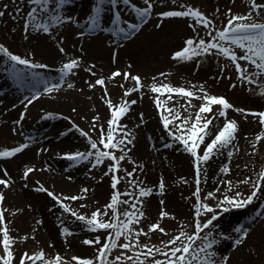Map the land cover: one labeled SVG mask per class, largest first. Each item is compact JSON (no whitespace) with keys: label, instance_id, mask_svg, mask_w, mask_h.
<instances>
[{"label":"snow or ice","instance_id":"6c2138e0","mask_svg":"<svg viewBox=\"0 0 264 264\" xmlns=\"http://www.w3.org/2000/svg\"><path fill=\"white\" fill-rule=\"evenodd\" d=\"M119 2L120 0H90L89 10L84 17L87 20V30L89 32L102 30L112 33L113 36L122 34L123 39L127 40L130 35H135L141 29V24L146 23L153 13L161 21L155 25L156 28L161 27L165 18H185L186 22H190L189 26L193 31L199 33L202 28L205 35H189L182 41V47L172 53L173 58L188 61L196 57L203 58L206 55L222 57L225 63L219 66V71L224 73L226 70H234L237 77L229 84L230 88H235L238 81L249 86L258 85L257 89L253 90L249 87L248 90L264 96V2L247 0L248 7L244 12H235L232 8L226 7L225 11L221 13L217 8L216 13L223 20L221 25H217L216 16L206 13L199 6L191 3L155 11L156 0H143V6L139 5L138 0H122L123 4L135 14L134 20L139 21V23L130 22V20L124 19ZM176 2L177 0H172L173 4ZM13 3L16 4L12 9L16 14L14 19L22 20V32L25 33V39L28 38L27 33L30 31L42 32L51 37L57 27L82 22L76 16L68 14L66 8L71 0H13ZM159 3L163 4L164 0H159ZM106 4L110 6L112 13L111 26H106L107 20L102 18ZM9 7L10 5L7 3H0V16L12 15L7 12ZM12 31L15 32L16 29L13 28ZM77 35L83 36L84 32H77ZM63 39L61 37L57 41L59 51L68 55L63 47ZM34 56L35 53L31 51L26 55H21L11 50L4 42H0V64H3L4 71L8 73L9 77L21 87H24L29 80L42 84L45 95L59 89L66 82L65 77L72 73L73 69L80 67L82 59L79 56L68 58L59 67L60 82L51 83L44 80L40 73L32 71L37 67H47L35 60ZM115 59L116 53L114 52L113 60L115 61ZM196 63L199 64L200 60L196 59ZM131 67L132 65L129 63L126 69L117 68L108 77L100 75L94 82L89 81L87 87L93 89L96 86H104L106 79L114 80L118 76H122L125 81L130 79L134 82V87L120 85L123 88L124 97H127L129 93H134L145 87L142 83V76L139 73H132L129 70ZM87 71L96 75L93 72V67H88ZM158 75L163 77L164 73H158ZM74 86L73 83H67L68 88ZM147 87L153 93H167L166 99L168 100L175 98L172 93H177L186 100L187 108L195 109L194 117L184 116L180 111L181 108H185L184 105H180L179 108L176 105L168 106L162 102L160 95H157L154 101L156 108L162 109L160 122L164 130L169 137L178 142V150L182 149L183 152L189 154L191 165L194 168L195 188L190 193L194 202L189 217L186 220L180 219L178 227L166 228L162 223L164 218H177L174 213L161 209L154 221L144 224L142 218L145 217L146 212L143 207V197L150 195L154 188L141 186V182L133 178L135 168L131 171L125 170L123 177L117 171L120 162L125 157L129 160L132 159L129 155L128 145L133 143L134 137L130 132L124 134L126 130L120 122V118L129 111V105L135 104L136 101L122 98L119 103L114 104L111 99L106 98L109 94L107 87H104V95L101 99L108 106L110 113L106 123H99L102 120L99 113L91 117V127L87 131L72 123L71 127L86 139V148L64 151L58 155L77 164L81 161H88L89 166H100L106 159L109 160L107 172H103L102 169V174L110 176L112 191L108 201L102 206V209L97 207L86 214L65 202L66 199L69 201L82 199L88 191L86 186L80 188L79 195L65 197L49 190L37 181L39 190L52 197L64 212L70 213L72 217L84 222L87 228L92 231L103 230V234L98 233L94 238H85L83 241L86 245L95 246V254L93 256L73 255L67 259L59 252L54 256H48L43 248H39L32 252L24 250L17 255L13 245L17 240L26 241L29 237L27 234L19 237L10 234L11 229L6 219V209L2 206L5 194L0 191V264H36L37 261L40 264H230L231 251H222V243L226 240L231 241V248L235 249L245 242L249 230L243 225L236 226L234 228L235 236L224 231H216L214 222L220 216V211L216 209L242 208L251 204L258 192L264 195V166L260 168L257 178L247 193L233 192L232 189L236 185L249 184L250 178L248 177L236 181L235 185L230 179L226 182L221 180L219 183H226L227 186L223 190L216 187L214 190L208 191L206 195L202 193L200 187L201 179L207 178L205 165L214 157V154L227 146H233L235 150L233 142L237 140L240 126L237 119L229 118L228 110L234 109L235 112L243 114L244 119L248 118V114L258 118L261 130L252 141L253 152L257 150L256 145L264 142V110L237 107L224 95L212 94L203 82L198 86L192 85V87L173 86L171 83L159 84L153 78ZM41 95V91L33 90L30 98L25 97V109ZM143 95L144 93L141 91V96ZM194 98L199 101L198 105L193 103ZM173 109L175 110L173 111ZM25 114V111H21L19 119L14 123L20 124ZM43 115L50 117L54 114L44 112ZM55 115L60 114L56 113ZM143 116L144 114L140 113L141 122H143ZM220 117L224 118L223 125L214 132L210 125L214 124V118L219 119ZM12 131L15 132L16 129L13 128ZM93 131L96 132L95 138L90 134ZM170 146L171 144L166 145V147ZM27 147L28 144L19 143L16 146L0 148V158L13 157ZM116 149H119V155L115 153ZM42 150L47 151V149ZM232 155L233 151H229L228 157H232ZM34 168V165H26L22 178L27 179ZM219 171L227 174L231 172V168L229 164H225L220 167ZM4 176L7 178H0V185L6 189L11 183V177L6 169ZM125 178H127L128 184L122 194L118 189V182ZM180 180L188 183L184 177H180ZM133 186L135 191L130 192L129 189H132ZM158 188L160 193L165 192L163 177L159 180ZM122 195L127 196V199H122ZM209 200L214 202H209ZM160 203L163 205L165 202L161 200ZM119 205L125 206L122 212ZM261 208L264 209V205H261ZM15 211H20V209ZM154 232H159L165 238L159 239L157 243L153 244L150 238ZM34 233L35 230H33V238ZM60 233L62 235L70 234V229L61 227ZM142 237H148V239H142Z\"/></svg>","mask_w":264,"mask_h":264},{"label":"rangeland","instance_id":"374dc122","mask_svg":"<svg viewBox=\"0 0 264 264\" xmlns=\"http://www.w3.org/2000/svg\"><path fill=\"white\" fill-rule=\"evenodd\" d=\"M241 1L243 2L244 8L239 9L234 8L237 6L236 0H186L176 2L177 4L173 5L170 4V2L166 1L163 4L159 3L158 7L159 10H163L167 8H176L181 4L191 3L193 5L199 6L206 13L212 16H216L217 25H221L223 23V20L220 16L217 15L216 9L219 8L220 12L223 13L226 7H230L235 12H244L248 7L247 0ZM260 2H264V0H260ZM0 3L9 4L10 7L7 9V12L12 13V15L5 14L4 16H0V35L3 36V39L5 38V41L7 40L8 43H10L8 45L12 46V44H14L13 46L17 48L15 49L11 47V50L18 52L19 54L20 52L25 54L28 48H22L20 44L24 43L26 44L24 46L27 47V43H29V40L26 41L24 37H14L12 35L13 28H15L16 31H22V20L14 19V16L16 14L12 11L16 4L13 3V0H0ZM123 5L124 4L122 0H120L119 7L122 11V15L126 16V19L131 18V22L139 23V21L134 20L135 16H132V12L127 14L126 11H123V9L121 8ZM127 11H131V9ZM111 15L112 13L110 11V6L106 4L105 11L104 13H102V18L108 19V17ZM179 19L182 20L180 25L185 26L183 27L185 29L184 31H180L178 29H176L177 32L161 31L162 29L167 27V25H170L171 23ZM167 20H172L173 22H166ZM189 23L190 22H186L185 18H165L163 20V26L161 27L160 32L156 34V37L153 38L154 42L151 43L153 45L150 46L153 50V55L147 56V60H145L144 62V64L146 65V69L141 74L144 76L142 77L144 78L142 83L145 85V87H143L142 89L148 96L146 99V103L148 104V106L143 112H131L129 110L120 118V122L126 130L124 134L130 132L134 139L133 143L131 145H128L129 155L132 159L129 160L127 157H125V159L120 162V167L117 171L119 175L123 177L125 170L131 171L133 168H135L136 171L133 173V178H136L138 182H141V186L154 188V191L150 195L143 197V207L146 215L142 219L145 225L151 221H154L158 217L159 211L161 209H165L170 213H174L177 219H173L171 217L164 218V220L162 221L163 225L166 228H175L180 226L179 220H186L192 211V204L194 201L190 193L194 191L195 188V182L193 179L194 168L191 165L189 154L183 152L182 149L178 150V142L174 141L172 137H169L167 132L164 130L163 125L160 122V112L162 111V109H157L154 101L155 97L157 95H160L162 102L168 106L176 105L177 108H179L180 105H184L185 108L180 109L182 115L184 116L191 115L194 117L195 109L187 108L186 100L177 93H172V96L175 98L171 100L166 99L168 95L167 93H153L151 89L147 87V85L152 82L153 78H155V81L159 84L171 83L173 86L192 87V85L198 86L199 83L203 82L212 94L224 95L232 104L237 107L264 110V96L255 93V91L248 90L249 87L255 90L258 88V85L249 86L246 83L241 84L238 81L235 88L229 87V84L232 82V80H236L237 77L234 70H226L224 73H221L219 71V66L225 63L224 58H216L207 55L203 58L196 57L188 61H182L173 58L172 53L182 47V41L189 35H205L202 28L199 33L193 31V29L189 26ZM73 25L78 29H82L83 27L87 28V23L85 21L78 24L75 23ZM197 27L199 28L200 26ZM2 30L6 31V35L3 34ZM96 33V31L89 32L88 30H85L86 35H93ZM132 36L133 35H130L127 40H130ZM115 37L117 39L119 38L126 41L125 39H123L122 34ZM73 40L76 43V40ZM69 43L74 44L73 42ZM65 45H63V47H65ZM167 53H171V58L165 57V54ZM137 55L139 58V54H137V51H132L131 56L130 53L126 56L124 55L121 58V61L125 63L127 62L128 64L131 63L132 68H136L137 70H139L140 65L136 62L138 60ZM71 56L76 55L71 53ZM151 57H154V59L158 61H153V59L149 60V58ZM196 59L200 60L199 64L196 63ZM252 70L255 71V69ZM58 72L59 71H57V73ZM93 72L96 73L95 76L92 75V73H89L87 71V68L80 72L81 77H83V82L86 85L89 81L94 82L96 77H98L97 70L95 68H93ZM158 73H164V76L162 77L158 75ZM60 75V73L56 74L55 78L59 79ZM1 76H3V74ZM5 77L12 80L8 74H6ZM76 78L77 74L70 75L71 81L69 83H73L75 85L73 88H76ZM56 79H50V82L53 83V81ZM44 80L46 79L44 78ZM21 88L24 87L20 86L16 91V95L9 97L6 96L10 99V101L5 100L1 102L0 109L2 110L0 111V126H6L12 122L13 114L14 116H16L14 111H17V106L26 103L25 97H31L33 90H39L41 91V93L43 92V85L39 87H32V89L28 92L26 91V89L20 90ZM61 88H68L67 84L61 85ZM2 93L3 91L0 88L1 98L4 95ZM11 97L16 103H19L15 104L11 102ZM193 103L198 105L199 101L194 98ZM13 105H15V107H13ZM213 107L215 108L216 106L214 105ZM174 110L175 109H173V111ZM44 112L41 111L39 113L35 111L36 115L34 116V120L32 121V123H27L28 125L23 126L17 133L18 135H21L20 139L17 138L16 134L14 133H10L7 131V134L5 135L3 131H0V148L16 146L19 143H25V141L29 143V140L36 138L39 135L42 136L46 134L49 129L56 124V122L57 124H60L56 127H60L61 131H63L64 127L67 128L65 130V136L69 139L71 138L70 141L73 145L72 149L70 148V151L84 150L86 148V139L82 137L78 131L71 127L73 118L69 115L70 113L64 112V114H61L59 112L60 115H55L53 113L54 115L45 117L43 115ZM140 113L144 114L143 122H141ZM103 115L104 121L101 123H106V120L109 116V111H104ZM85 116L88 117L87 115ZM228 116L229 118L237 119L240 126L239 132L237 134V140L233 142L235 150L233 146H227L214 154V157L209 162H207V164L205 165V168L207 170V178H202L200 184L202 193L204 195H206L208 191L214 190V188L216 187H219L223 190V188L227 185L226 183L220 184L219 182L221 180H224L226 182L230 179L235 185L236 181L243 180L244 178L248 177L250 178L249 184L236 185L232 189L233 192L240 191L242 193H247L251 189V184L254 183L255 179L257 178V174L260 168L264 166V142L256 145L257 150L255 152H253L252 150V141L254 140L255 135L258 134L261 130V126L258 123V118H254L251 114H248V118L244 119L243 114L235 112L234 109L228 110ZM223 121V117H220L219 119L214 118V124L210 125V128H212L214 132L218 131L219 128L222 127ZM75 124L79 125V127L81 128H84L86 131L91 127V121L90 127H85V125L83 126V124H81L80 122H77ZM34 131H37L38 135ZM66 133H71L72 136L69 137ZM90 134L95 138V131L91 132ZM79 139L81 141L80 143L78 141ZM137 142H139L140 144H137ZM169 144H171V146L166 147V145ZM26 150H30L32 154L34 152L37 159L40 157L43 158V156L46 155V159L49 162H44L45 164L43 165L48 168V170H46L45 172H50L51 175H60L65 177L67 175H70L67 174L69 171L71 172V175L74 176L72 177L73 181L78 182V184H70L71 186L64 190V193L68 194L66 196H70L72 194L70 192H76L77 187L78 190L76 193L78 194L75 195H79L80 188L85 186L87 187L88 191L82 199H78L76 201H69L67 199L65 200V202L69 203L70 206L74 209H78L81 212L89 214L93 209L97 207H100L102 209V206L110 198L112 191L110 176L102 174V169L103 172H107V164L110 162L109 160L106 159L105 162L100 166H89L88 161H81L79 164H77L74 161H70L62 156L59 157V155H56L58 157L48 155L43 150L38 151L37 148H34L32 146L27 147L10 159L5 160L3 163L0 162V178H7L4 176L5 169L7 170L8 175L11 177V183L7 190H10L11 188H17V186L21 185L22 183H25L26 186L34 185L35 188L38 187V180L33 183L28 178L23 179L22 181H18L16 179H13L12 177L13 174L16 173L23 176L22 168L26 165L23 161H21V163L19 161L23 158V156H21L22 152H25ZM229 151H233L232 157H228ZM115 153L119 155V149H116ZM225 164H229V167L231 168L230 173L224 174L219 171L220 167ZM141 165H143V167H141ZM245 165H247V168L245 169V171H243L241 176L240 171L245 167ZM40 168H43L41 164ZM37 171L38 169L35 167V175L38 173ZM161 177H163V179L165 180L164 193H160L158 188L159 180L161 179ZM180 177H184V180L188 181V183H184L183 181H181ZM69 180L71 181V179ZM127 184V178L121 179L118 182V189L122 194L124 192V189L127 187ZM0 187H3V185H0ZM95 187H98L100 189L97 195L98 198L92 196L91 193L93 188ZM129 191H135L134 186L132 189H129ZM122 199H127V196L122 195ZM161 200L165 202L163 205L160 203ZM209 202L214 201L209 200ZM81 205H84V207H81ZM261 205H264V195L258 192L255 200L251 204L245 205L242 208L228 207L226 210L216 209L217 211H220V216H218L216 218V221L214 222L216 231H224L231 236H235L236 234L234 232V228L236 226L243 225L249 230L250 234L253 226L252 224H250L249 226L246 222L255 220L257 217H259V214H263L262 217H264V209L261 208ZM118 207L122 212L125 206L119 205ZM24 208L25 210H30V213L32 214L31 217H33V219L31 218L32 220L35 219L37 221H40V223H37V221L36 223H31V220H29V222L23 220L22 222L17 224L13 222L8 215L6 219L9 222L10 229H12L11 234L16 237L17 233L19 232L18 230H20L22 231V233L19 235H24L27 234L24 233L25 229H27L28 227H34V225H39L38 228L43 227L44 229H50L52 238H47V240H44L42 237H44L45 235L42 232L43 234H41L40 237L37 238L35 235L34 238L36 240L32 241V238L30 240L32 242L28 243L30 235L27 234L29 238L24 243H16L13 245L17 255L21 254L24 250L32 252L39 248H43L48 256H53L51 255V253L59 249V253L61 255L65 256L67 259H70L73 255L76 254L78 249H80V246L88 249L91 253V256L95 254V246L86 245L83 243V241L85 238H94L98 233L103 234V230L92 231L88 229L84 222L72 217L70 213L64 212L63 209H61L60 206L55 202H52V205H50L47 209L46 207L40 206L38 204L36 205L30 203L25 204ZM31 211L37 213V216H34ZM61 227H68L70 229V234L62 235L60 233ZM14 228H16L17 230L13 231ZM162 238L165 237H162L159 232H154L150 239L151 242L155 244L159 239ZM142 239H148V237H142ZM244 243L246 244L247 249L251 247V242L249 243V240H245ZM240 246L236 248H239ZM240 249L243 250V247H241ZM49 250L51 251V253L48 252ZM221 250L233 251V248H231V241H224L221 245ZM258 251L260 253V256H258L259 258L252 259L250 257L251 259H249V261H246L247 264H264V242L259 244ZM36 264H40V262L37 261ZM230 264H237L236 260H230Z\"/></svg>","mask_w":264,"mask_h":264},{"label":"bare ground","instance_id":"6f19581e","mask_svg":"<svg viewBox=\"0 0 264 264\" xmlns=\"http://www.w3.org/2000/svg\"><path fill=\"white\" fill-rule=\"evenodd\" d=\"M168 1L170 4L173 5L172 0H164V3ZM179 1H186V0H177ZM236 7H233L235 9L239 8H244L243 2L241 0H236ZM138 3L140 6H143V0H138ZM159 0H156V7L155 11H160L159 10ZM177 4V3H175ZM90 7V0H71V3L67 6L66 10L68 14H71L73 16H76L78 19H80L82 22L85 21L87 23V20L84 19L86 13L88 12ZM123 11H126V13H130L132 11H127L130 10V8L127 6H122L121 7ZM121 10V9H120ZM122 12V11H121ZM132 16L134 17V13L132 12ZM125 20H130L126 19V16H123ZM107 20V25L106 26H111V16L108 17ZM102 20V23H103ZM132 20V19H131ZM131 22V21H130ZM166 22H173L172 20H167ZM182 22L181 19L171 23L170 25H167L164 29H162V32H177L176 29L180 31H184L185 29L183 25H180ZM157 23H161L160 19L155 16L153 13L152 17L145 23L141 25V29L131 37L130 40H121L117 39L115 36L112 35L110 32H104L102 30H97L96 34L93 35H86L85 30L87 28L83 27L82 29L76 28L73 24H65L62 27H57L55 31L52 33V36L50 37L47 34L44 33H37V32H29L27 33L28 38L25 39L26 41L29 40V43H27V47H25L24 43H21L20 45L22 48H28L27 52L31 51L35 53L34 59L38 60L41 64L47 65V67H37L32 69L33 72L40 73L41 77L46 79L47 81L50 82V79H56L55 75L60 73L59 67L63 62H65L68 58L70 57H76L79 56L81 57L80 61V67L73 69L72 73H70L68 76L65 77V83H69L70 80V75L77 74V80H76V88H59L57 90H54L51 94H43L40 97H38L35 101L32 102V104L28 105L27 108L25 109L24 104H20L17 106V111L15 112V115L13 114L12 117V122L8 125H1L3 127L0 128V131H3L5 135L7 134V131L10 133L16 134L17 138L20 139L21 135H18L17 133L20 131V129L32 123L34 120L35 111L41 112V111H46V112H51L56 114L57 112L64 114V112L70 113L69 115L73 118L72 122L77 123L80 122L85 125V127H90V121L91 117L95 115L96 113H99L100 116L102 117V120L99 122L104 121V111H109L108 106L104 103V101L101 99V97L104 95V87H107L108 91V97L113 101L114 104L119 103L122 98L124 99H132L135 100L136 103L129 105V110L131 112H143L146 110L148 104L146 103L147 95L143 91V89L137 90L134 93H129L127 97H124L123 95V88L120 86L121 84L124 85V87H134V82L132 80H124L122 76H118L114 80H107L105 81L104 86H96L93 89H89L87 85L83 82V77H81V71L84 70L85 68L88 67H93L97 70V75L98 77L100 75H103L105 77L110 76L111 72L114 71L115 69L119 68L121 70H124L127 68L128 63L121 61V58L132 51H137V54H139V58L137 55V63L140 65L139 70L136 68L129 69L132 73L135 74L139 73L140 75L145 71L146 65L144 64L145 60H147V56H152L153 50L151 49L150 46L153 41V38L156 37V34L160 32L161 27L163 26L161 24L160 28H156L155 25ZM125 26V25H124ZM3 31V30H2ZM84 32L83 36L77 35V32ZM0 34H1V29H0ZM3 34L6 35V31H3ZM12 35L15 37H24L25 33L22 31H15L12 32ZM63 37V45H65L66 50L68 55L61 53L59 51V45L57 41ZM76 40L75 41L73 40ZM0 42H4L9 48L11 47L17 49L12 46L8 45V41H5V38L3 39V36L0 35ZM69 42H73L74 44H70ZM69 43V44H68ZM64 47V48H65ZM131 51V52H129ZM20 52L21 55H26ZM116 53V59L115 61L113 60V53ZM71 53H73L76 56H71ZM171 53L165 54L166 58H171L170 56ZM153 59V61H158L154 59V57L149 58V60ZM18 67H23V66H18ZM111 69V70H109ZM3 74V76H1ZM8 74L7 72L4 71V66L3 64H0V88L3 91L2 94L3 97H0V107H1V102L5 100H9V96H14L16 95V91L20 86H17V84L13 81L8 79L6 76ZM61 74V73H60ZM157 74V73H156ZM5 75V76H4ZM61 76V75H60ZM144 77L143 75H141ZM96 77V78H98ZM144 79V78H143ZM143 81V80H142ZM60 78L56 79L53 81V83H59ZM42 84L39 83H34L31 80H29L28 83L24 86V88H21L20 90H25L28 92L32 89V87H39ZM63 85V84H62ZM141 91L144 93L143 96H141ZM7 96V97H6ZM18 98V96H17ZM30 98V97H29ZM4 99V100H1ZM11 102L16 103L13 98L11 97ZM75 109V111H73ZM2 109H0L1 111ZM21 111H25V116L21 120L20 124H15L14 121L19 119V114ZM12 115V114H11ZM87 115L88 117H86ZM110 115V113H109ZM76 116V117H75ZM89 119V120H88ZM48 121V120H47ZM28 123V124H27ZM60 125L59 123L52 126L49 131L42 135V136H37L36 138H33L29 140L28 147H34L37 148L38 151H41L42 149H47V151H44L48 155L58 157L59 152H64L70 151V148L72 149V142L70 141L69 138L65 136V130L67 128H63V131H61L60 127H56ZM15 128L16 131L13 132L12 129ZM27 128V127H26ZM25 129V128H24ZM37 133V131H34ZM63 133V135H61ZM67 134V133H66ZM38 135V133H37ZM69 137H71V133L67 134ZM65 136V137H64ZM22 139V138H21ZM79 143L81 142L80 139L78 140ZM137 144H140L137 142ZM34 150V149H33ZM25 153V155H24ZM21 156L23 158L19 161H23L25 165L28 166H35L38 169V173L35 175L34 171L30 173L28 179H30L33 183H35L36 180H38L40 183H42L45 187L49 188V190L54 191L58 194H62L63 196H66L68 194L64 193V190L67 189L71 185H76L78 182H74L73 178L74 176L71 175V172L69 171L65 177L63 176H57V175H51L50 172H45L48 170V168L43 165L47 162H49L46 159V155L43 156V158H36V154H32L30 150H26L25 152H22ZM60 157V155H59ZM11 158V157H10ZM10 158H4L0 159V162H4L5 160H8ZM45 158V159H44ZM45 162V163H44ZM40 164L43 166V168H40ZM24 165V166H25ZM45 166V167H44ZM247 167H244L240 171V175L242 176L243 171H245ZM35 169V168H34ZM24 167L22 168V174H23ZM13 173V172H12ZM20 176V177H19ZM78 176V175H76ZM13 179H16L18 181H22L23 178L21 175L13 174ZM37 177V178H36ZM69 177H71V181L69 180ZM80 177V176H78ZM73 181V182H72ZM71 184V185H70ZM17 185V184H16ZM38 186V185H37ZM77 187V186H76ZM78 190V187L76 188V192ZM99 188L95 187L92 190V196L95 198L98 195ZM0 191H3L5 195V199L2 202V206L6 209V217L9 215L10 219L15 222V223H20L23 220L28 221L31 220V223H36L37 220H32L33 217L32 214L30 213V210H25V204H38L40 206L46 207V209L52 205V202H55V200L52 199V197H49L47 193L39 190V188H35L33 186H26L25 183H22L21 185L17 186V188H11L10 190L5 189L4 187H0ZM8 191V192H7ZM13 191V192H12ZM10 192V193H9ZM76 192H70L72 193L71 195L78 194ZM50 199H48V198ZM98 198V197H97ZM100 198V197H99ZM91 199V197H90ZM89 199V200H90ZM28 202V203H27ZM102 203V202H100ZM16 209H20V211H15ZM34 216H37L34 211H31ZM49 216V215H46ZM259 216L262 217L261 214ZM32 218V219H31ZM258 222V223H257ZM253 225V228L251 229L250 234L247 237V241L249 240V243L251 242V247L247 249L246 244L243 243L239 248L233 249L231 251V260H236L237 264H247L246 261L249 259H255L259 258V244L264 242V217L261 219L255 220ZM257 223V224H256ZM39 225L34 227H28L25 229L24 233H27L30 235V239L28 240L29 242H32L36 240L33 238V230H35L34 237H40L41 234L44 233V237H42L44 240H47V238H52L50 229H44L43 227L38 228ZM42 229V230H41ZM17 229L14 228L13 231H16ZM49 230V231H48ZM19 232L17 233L16 237H19L22 233V231L18 230ZM12 232V229H11ZM43 232V233H42ZM11 234V233H10ZM12 235V234H11ZM13 236V235H12ZM33 238L32 241H30ZM42 239V241H43ZM25 241H20L17 240L16 243H24ZM248 243V244H249ZM243 247V250L240 248ZM32 249V248H31ZM51 253V251H48ZM57 252H59V249L56 251H53L51 255H55ZM75 255H80V256H91V253L88 249L83 248L80 246V249L76 252ZM251 257V258H250ZM232 262V261H231ZM245 262V263H243Z\"/></svg>","mask_w":264,"mask_h":264}]
</instances>
